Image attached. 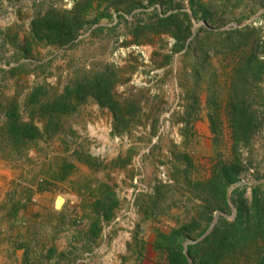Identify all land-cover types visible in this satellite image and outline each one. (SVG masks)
I'll use <instances>...</instances> for the list:
<instances>
[{
	"label": "rangeland",
	"instance_id": "rangeland-1",
	"mask_svg": "<svg viewBox=\"0 0 264 264\" xmlns=\"http://www.w3.org/2000/svg\"><path fill=\"white\" fill-rule=\"evenodd\" d=\"M79 1L86 3L0 0V147L8 158L0 160L18 173L8 191L18 197L14 216L0 219V264H167L164 235L180 231L186 247L203 239L215 218L233 219L229 204V211L212 213L206 229L203 185L220 168L232 166L238 182L250 183L242 186L262 185L264 193V121L235 154L229 103L237 73L247 84L243 107L255 120L264 118L255 63L264 58V0H158L151 6L112 0L108 10L93 0L85 22L109 17L84 24L67 45L34 42L36 13L69 17L65 12ZM138 1L141 6L122 11ZM168 1L171 8L163 12ZM177 10L190 18L191 35L180 51L173 35L183 36L184 19L171 32L154 25L156 14ZM106 68L116 74L115 98L130 108L127 122L114 121L88 98L61 116L51 138L30 141L16 155L5 116L13 102L28 121L25 104L34 87H45L51 98ZM77 156H89L92 167ZM233 185L226 198L229 188L231 198L239 187ZM259 245L264 249V235ZM236 259L254 264L257 256L249 249Z\"/></svg>",
	"mask_w": 264,
	"mask_h": 264
},
{
	"label": "trees",
	"instance_id": "trees-1",
	"mask_svg": "<svg viewBox=\"0 0 264 264\" xmlns=\"http://www.w3.org/2000/svg\"><path fill=\"white\" fill-rule=\"evenodd\" d=\"M76 1V0H74ZM106 4L105 10L110 9L112 0H103ZM121 2V0H115ZM93 0H86V3L76 2L74 7L65 12L69 17L58 16L54 10H49L44 14L36 13L30 22V35L34 42L38 44H54L64 46L72 43L79 29L84 24L91 25L96 23L99 18L109 17L110 14L103 13L102 16L96 17L91 22H85L86 7L92 6ZM158 3V0H146V5L151 6ZM137 6H141L140 2L132 3L122 8L124 13H129ZM171 1L161 4L163 12L171 8ZM89 11V10H88ZM166 14V13H165ZM191 14L194 18L197 17V11L191 9ZM182 18L187 23L183 36L179 37L174 34L175 51H180L185 46V41L191 35L190 18L187 13L171 12L164 17L155 15V26H165L166 31H170L169 27L175 24L176 21ZM84 21V22H83ZM168 26V28H167ZM179 29V26L177 25ZM248 31V29H245ZM255 59L251 57L247 60V67L252 68ZM256 64L260 65L261 81L264 84V58L256 60ZM242 73V72H241ZM238 83L232 86V94L230 98L231 114L230 126L232 129L233 152L236 154L237 149L247 141L249 133L261 129L264 118L261 120L254 119L249 116L248 112L243 107L244 101L241 97L246 92V82L242 76L236 73ZM116 74L112 68H106L101 73H92L90 76L79 78L73 83L64 87L63 91L47 98L46 88L36 86L28 95L25 107L29 108L28 121H23L18 113V105L13 102L6 111L8 141L16 149V155L21 154L22 147L28 142L51 138V132L60 128V118L64 114H68L75 110L79 105L91 98L100 108H105L111 112L114 121L124 120L130 113V108L127 110V105L124 106L115 98ZM241 90V92H240ZM262 107L264 109V87L262 88ZM243 98V97H242ZM134 105L135 111L139 105ZM126 112V113H125ZM128 113V114H127ZM37 123L42 125V128L37 126ZM214 130V127H212ZM244 138V140H243ZM77 155V154H76ZM0 158L7 160L6 154L0 147ZM78 161L92 167L90 157L81 158L77 156ZM238 174L233 170L232 166H224L219 169V173L215 177H211L205 182L203 187L209 192L205 199L206 204V229L209 228L213 221L212 213L214 211H229L230 206L226 198V190L229 186L238 182ZM262 185L239 186L231 192V202L235 209L233 219L227 220L223 216H219L211 230L200 241L194 244L184 246L186 236L183 237L178 230H172L169 236L164 235L165 246L163 250L167 255V264H241V261L236 259L240 256H246L249 249L257 256L254 264H264V249L259 245L263 240L264 235V193H261ZM250 189L251 197L247 198V190ZM263 196V197H260ZM212 200L216 204L213 208ZM263 204V205H262ZM111 207L107 212H111ZM105 209V207H103ZM107 215V214H106ZM102 218V217H101ZM107 218V216H106ZM107 220V219H106ZM205 233L202 232L200 236ZM198 236V237H200ZM250 247V248H249ZM190 259L188 262L185 253Z\"/></svg>",
	"mask_w": 264,
	"mask_h": 264
},
{
	"label": "crops",
	"instance_id": "crops-1",
	"mask_svg": "<svg viewBox=\"0 0 264 264\" xmlns=\"http://www.w3.org/2000/svg\"><path fill=\"white\" fill-rule=\"evenodd\" d=\"M17 174L12 163L0 160V219L5 220L14 216V213L11 212V206L18 197L14 196L13 198L8 191L11 189L12 182L17 180Z\"/></svg>",
	"mask_w": 264,
	"mask_h": 264
},
{
	"label": "water",
	"instance_id": "water-1",
	"mask_svg": "<svg viewBox=\"0 0 264 264\" xmlns=\"http://www.w3.org/2000/svg\"><path fill=\"white\" fill-rule=\"evenodd\" d=\"M261 182H264V180L261 181ZM261 182H254V184H258V183H261ZM242 185H250V183H246V182H244V181H240V182L235 183L233 186H242ZM230 191H231V188H229L228 191H227V201H228V203L233 207L232 202H231V198H230ZM216 219H217V218L214 219L213 224H215ZM204 236H205V235H204ZM204 236H203V237H204ZM184 253H185V252H184ZM185 256H186L188 262H190V259H189V257L187 256L186 253H185Z\"/></svg>",
	"mask_w": 264,
	"mask_h": 264
},
{
	"label": "bare ground",
	"instance_id": "bare-ground-1",
	"mask_svg": "<svg viewBox=\"0 0 264 264\" xmlns=\"http://www.w3.org/2000/svg\"><path fill=\"white\" fill-rule=\"evenodd\" d=\"M60 197V196H59ZM61 200V198H59ZM61 207V206H60Z\"/></svg>",
	"mask_w": 264,
	"mask_h": 264
}]
</instances>
